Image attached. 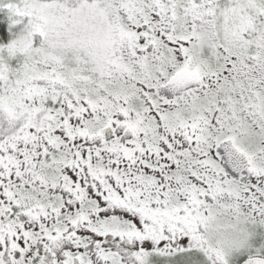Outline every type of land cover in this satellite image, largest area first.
I'll return each mask as SVG.
<instances>
[{"label":"snow or ice","instance_id":"obj_1","mask_svg":"<svg viewBox=\"0 0 264 264\" xmlns=\"http://www.w3.org/2000/svg\"><path fill=\"white\" fill-rule=\"evenodd\" d=\"M0 264H264V0H0Z\"/></svg>","mask_w":264,"mask_h":264}]
</instances>
